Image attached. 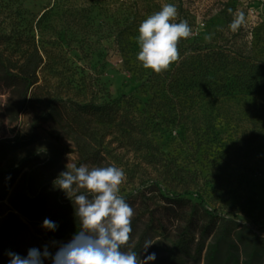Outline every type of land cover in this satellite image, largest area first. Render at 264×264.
<instances>
[{
    "label": "rangeland",
    "instance_id": "374dc122",
    "mask_svg": "<svg viewBox=\"0 0 264 264\" xmlns=\"http://www.w3.org/2000/svg\"><path fill=\"white\" fill-rule=\"evenodd\" d=\"M164 4L176 5L175 22L186 20L193 34L178 46L179 63L156 74L137 60L138 29ZM229 8L245 13L246 29L264 22V0H0V34L20 36L33 60L43 58L40 87L26 99L0 92V169H18L15 187L34 192L67 165H115L126 174L122 196L153 182L168 193L189 190L264 234V135L248 137L244 124L216 115V103L187 69L192 45L222 40ZM9 41L2 46L18 54ZM122 94L144 129L136 144L107 128L97 138L80 134L47 114L49 96L106 101ZM13 210L9 197L0 199V264H9V252L26 257L30 248L47 246L54 256L70 241L49 240L27 220L22 231L5 235L1 227ZM43 264H53L51 256Z\"/></svg>",
    "mask_w": 264,
    "mask_h": 264
},
{
    "label": "trees",
    "instance_id": "16d2710c",
    "mask_svg": "<svg viewBox=\"0 0 264 264\" xmlns=\"http://www.w3.org/2000/svg\"><path fill=\"white\" fill-rule=\"evenodd\" d=\"M229 27L233 14L226 10ZM219 41L192 45L187 69L200 78L205 97L217 105V114L225 122L244 124L248 137L264 135V22L252 29L242 27L233 33L220 32ZM6 39L20 47L18 54L6 51ZM21 37L0 34V92L16 91L27 98L30 90L40 87L39 67L43 58L33 60L22 47ZM18 42V43H17ZM22 48V49H21ZM153 77L150 76L149 79ZM157 78V77H156ZM50 117L62 118L68 127L83 135H95L103 128L123 134L130 143L140 142L144 129L132 110L127 94L106 101L78 100L73 97H48ZM99 140V139H97ZM144 146L153 142H144ZM151 147V146H149ZM18 169H0V199L9 197L14 206L2 233L23 230L32 222L45 238L71 240L80 229L72 201L60 195L54 183L29 192L15 187ZM55 188V189H54ZM189 190L168 193L158 182L145 185L136 193L123 196L133 208L129 247L141 259L155 253L153 264H264V234L247 221L211 207L207 199L187 195ZM83 192V191H81ZM57 228H44V219ZM156 241L143 251L144 241ZM128 250V249H125Z\"/></svg>",
    "mask_w": 264,
    "mask_h": 264
},
{
    "label": "clouds",
    "instance_id": "9594fccd",
    "mask_svg": "<svg viewBox=\"0 0 264 264\" xmlns=\"http://www.w3.org/2000/svg\"><path fill=\"white\" fill-rule=\"evenodd\" d=\"M228 12L233 14L231 8ZM177 18L176 5L164 4L161 10L140 23L137 60L143 68L162 74L173 63H179L181 56L178 46L181 40L188 39L193 33L186 20L177 23ZM246 24L245 13L239 11L233 14L229 28L236 33ZM205 39L210 40L211 36ZM125 181L124 170L115 165L92 168L87 165H67V170L59 174L54 184L72 201L80 223L79 231L68 243L61 244L54 256L47 246L43 252L30 248L26 257L9 252V264H43L44 258L50 256L53 264H149V261H154V252L141 259L129 247L135 213L120 195L121 185ZM42 226L50 231L57 228L47 218ZM155 242L145 240L143 251L147 253L149 246Z\"/></svg>",
    "mask_w": 264,
    "mask_h": 264
}]
</instances>
